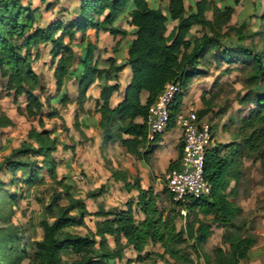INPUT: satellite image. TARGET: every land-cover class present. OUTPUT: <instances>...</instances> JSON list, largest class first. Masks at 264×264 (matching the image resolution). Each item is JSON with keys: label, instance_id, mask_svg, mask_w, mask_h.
I'll return each mask as SVG.
<instances>
[{"label": "trees", "instance_id": "16d2710c", "mask_svg": "<svg viewBox=\"0 0 264 264\" xmlns=\"http://www.w3.org/2000/svg\"><path fill=\"white\" fill-rule=\"evenodd\" d=\"M39 1L45 3L47 0ZM130 1L133 8L127 11ZM167 11L168 17H165L160 8H151L148 0H80L73 20L55 21L42 28L36 25L37 9H32L30 0L25 5L21 0H0V75L7 80V89L15 98L26 97L25 110L29 115L41 112L42 103L36 95L37 91L41 92L39 78L32 64L39 59V47L49 44L56 91L61 93L65 82L75 79L77 95L71 102L79 110L88 99L89 88L98 83L100 92L95 112L100 115L97 126L101 148L110 142L118 143L126 153L147 160L158 149L154 143L160 138L157 135L152 142L147 140L146 121L150 106L165 84L180 81L182 92L169 106L165 131L174 128L187 84L204 75L199 66H204L209 59L240 65L241 71L250 69L245 80L246 93L239 98L238 104L252 106L248 115L240 120L236 139L223 146H213L207 152L204 178L211 185L210 195L191 201L185 207V223L180 227L175 222L179 211L166 185L164 191L173 205L168 212L158 207L157 194L152 187L142 189L137 177L130 185L117 172L111 173V177L122 181L126 191L136 190L135 200L126 201L124 209L88 212L86 205L76 197L71 180L57 179V165L52 154L59 142L44 129L40 117V130L32 127L26 141L0 161V170L4 169L12 176L11 184L23 183L27 190L42 184L41 173L46 172L50 181L61 190H53L48 203L43 206L42 219L38 223L41 238H24L23 248L19 250L21 256L14 257L11 264H20L23 260L29 264H115L126 258V250L136 254L133 260H127L128 263L152 259L161 264H197L199 260L204 264H240L249 259L256 240L245 235L235 224L242 210L229 200L231 193L227 189L231 180L237 184L242 177L243 160L261 162L264 168V50L255 51L243 44L248 38L263 37L264 29L251 32L248 19L230 26L234 6L222 4L220 9L215 0H198L187 11L182 0H168ZM127 12L135 38L129 45L125 61L120 63L113 55L118 43L112 48L111 56L102 58L95 56L99 50L96 44L86 41L74 66L76 35L80 34L81 42H84L87 31L92 29L96 35L104 32L124 38L128 32L115 23ZM207 12L212 13L211 20L206 19ZM259 20H264V14ZM170 21L177 24L166 36ZM194 27L200 28V37L191 34ZM126 67L131 72L130 83L125 88L123 100L111 108L110 98L119 90V75ZM141 92L148 93L144 104L140 100ZM68 100L64 95L60 103L63 105ZM201 101L203 106L208 105L203 99ZM209 111V107H204L197 115L203 118ZM51 113L50 116L57 115V111ZM74 125L78 126L77 120ZM181 154L182 144L178 159L167 168L168 173L177 167ZM18 173L22 174L20 180L16 176ZM6 185L0 180V189ZM9 198L17 201L14 195ZM137 214L142 218L137 220ZM91 216L104 219V222L95 224L94 233L76 234L75 229L84 228L85 219ZM212 225L223 230L221 239L226 248L215 247L207 254L203 246L212 236ZM32 230L34 232L35 226ZM149 245H158L161 253L145 252Z\"/></svg>", "mask_w": 264, "mask_h": 264}, {"label": "rangeland", "instance_id": "374dc122", "mask_svg": "<svg viewBox=\"0 0 264 264\" xmlns=\"http://www.w3.org/2000/svg\"><path fill=\"white\" fill-rule=\"evenodd\" d=\"M21 2L25 5L28 0H21ZM30 2L32 9L37 8L36 25L38 26H43L50 20L48 15L45 14L48 11L57 8L59 14L64 10V7L59 5V0H49L48 4H46L47 1L45 3L38 2L36 5L33 0H30ZM148 2L151 4L152 0H148ZM255 2L260 5L261 11L257 13L253 11L250 16L255 14L257 16L243 17L241 11L240 13L237 11L239 14L236 12L232 15L229 25L236 26L248 19L249 23L247 24L250 26L251 32L262 31L264 20L259 19L264 14V0H256ZM166 3L167 0L163 6H166ZM48 5L50 8H48ZM163 6L162 9H164ZM132 8V2L130 1L127 11L132 10ZM53 14L55 13L53 12ZM42 18H44V22H41ZM191 32L194 36H201L199 27L192 28ZM233 40H235L234 37ZM243 44L253 47L255 51L264 50V36L257 35L248 38ZM39 48V59L33 62L32 67L39 78V88L41 89L40 93L39 91L36 92L42 103L40 113L29 115L25 110L26 97L21 95L15 98L14 93L7 89V80L0 75V161L12 149L18 148L22 142L26 141L27 133L32 127L40 130L38 120L41 117L44 129L48 130L59 142L56 151L52 154V158L57 165V179L67 178L71 180L76 197H83V202L91 214L101 209L106 211L124 209L126 201L134 200V195L128 197L123 192L124 188L121 185L112 184V177L107 169L113 167L118 169V173L122 172L120 170H123L122 162L125 163V160L121 158L122 162H120L116 158L126 157L125 150L118 145H112L105 149L104 147L101 148V139L97 142L95 135L86 137L78 127H75L72 120L71 105L73 103L71 101L75 100L76 97H71L74 98L73 100L69 98L68 102L63 105L60 103L62 96L55 88L54 64H52L49 53L51 46L47 44L41 45ZM106 53H108V50H98L95 52V56L105 58L107 55H112V53ZM77 54L75 53L76 59ZM240 68V65L217 63L209 59L204 66H199L204 75L191 79L184 91L189 101L192 102L199 98L202 103L201 99H203L210 108H214L212 121L208 123L215 136L217 134L219 140L225 143L236 139L235 134L240 120L248 115L250 108H252L251 105L240 106L238 104L239 98L246 93L245 80L248 76L247 73L250 71V69L241 71ZM66 85L67 82L64 87ZM66 90L68 89L66 88ZM53 111H57L56 116H50ZM225 113H228L225 119L226 125L220 129L219 121L222 116H225ZM67 116L71 119L68 127L64 119ZM167 174V169L161 167L157 172V177L147 180V185H150L154 193L157 194L158 207L166 212L173 208L168 194L164 191ZM16 176L19 180L22 178L21 173ZM41 176L43 183L27 190L23 183L11 184L12 176L7 174L4 169L0 170V180L7 184L0 189V264H11L14 257L21 256L19 250L23 248L24 238L39 239L42 236V230L38 227V223L42 219L43 206L48 203L52 191L55 189L61 190V187L55 186L46 172H42ZM79 176L83 177L82 181L76 179ZM144 184L146 185V181ZM262 189H264L262 163L246 159L243 160L240 194L236 199L229 200L237 206L241 201L247 202V199L256 192L255 190ZM92 193L96 195L91 196ZM11 195H14L17 201L13 202L9 198ZM241 210L242 213L236 218L235 224L242 228L245 235L253 236L256 241L264 238V194L257 196V202L253 209L246 203L243 204ZM185 217L186 215H181L179 212L175 221L177 227L184 225ZM141 218L142 216L137 214V220ZM103 222L104 219L94 216L87 217L85 227L76 228L74 232L80 236L88 234V232L94 233L95 224H102ZM34 226L35 230L33 232L32 228ZM212 232V236L203 246V251L207 254H210L215 247L226 248L221 239L223 230L212 225ZM108 242L113 247L110 238ZM161 251L158 245H149L145 249V252L149 253H161ZM135 256L134 252L126 250V258L122 261H115V264H161L159 261L154 263L152 259H144L143 263L127 262V260H133ZM254 259L252 257L243 260L240 264H255ZM262 259L263 257L258 264H264ZM20 264H29V262L23 260ZM197 264L204 263L199 260Z\"/></svg>", "mask_w": 264, "mask_h": 264}, {"label": "crops", "instance_id": "0c3cea01", "mask_svg": "<svg viewBox=\"0 0 264 264\" xmlns=\"http://www.w3.org/2000/svg\"><path fill=\"white\" fill-rule=\"evenodd\" d=\"M165 1L166 0H164L163 2H160L158 0H152L151 4H150V2H148V3H149V6L151 8H152V6H153V8H160L162 10V14L165 17H168V11H167L168 0L166 3V6H163ZM197 1L198 0H195L194 2H193V0H182L184 8L186 11L189 9V6H193L195 4V2H197ZM215 1H216V6L220 9H222V4L233 5L234 6V13L236 14L237 11L240 13V11H241V14L243 17L251 15L253 13V11H254V13L261 11L260 5L257 2H255L256 0H222L223 3H221V0H215ZM38 2H40V1L39 0H33V3L35 5ZM154 2L156 3L155 5H154ZM48 3H49V0H47L46 4H48ZM59 5L64 7V10L62 11V13L58 14L57 8H55L52 11H48L45 14L48 15L50 20L48 22H46L45 25H43V26L41 25L40 27H42V28L46 27L48 24L55 22V21L68 22V21L73 20L78 13L80 0H59ZM162 6L164 7V9H162ZM35 9H37V8H35ZM53 12L55 14H53ZM234 13H233V15H234ZM205 17H206V19L211 20L212 13L211 12L205 13ZM41 20H42L41 22H44V18H42ZM129 22H130V18L128 16V12H127V13H124L121 16H119V18L117 19V21L115 23V26H117L118 28L128 32V35L124 38L121 36L112 37L108 33H104V32H99L96 35L95 30L90 29L86 33L85 41L81 42V36H80V34H77L76 35V41L73 43L74 53H78L77 55L79 57L82 53V50L85 46L86 41L91 42L93 44H96V46L99 50H108V53H106V54L112 53L111 49L113 47H115L116 43H118V50L113 55L116 57V59L120 63L124 62L125 59L127 58L129 45L132 42V40H134V38H135L133 35L134 27L130 26ZM176 24H177L176 21H170L167 24V26H166L167 30L165 33L166 36L173 30V28L176 26ZM108 56L109 55H107L106 57H108ZM75 61H76V63H74V66L77 65L78 59H75ZM130 79H131V72H130V69L128 67H126L123 69V71L119 75V80H118L119 90L117 92H115L110 98L109 105L111 108H114L119 102H121L123 100L125 88L130 83ZM66 82H67V85H66V87H63V90L60 93L61 96H63L65 94V95H67L68 98H71V97L75 98L77 95V82H76V80L72 79V80L66 81ZM190 87H192V86H190ZM66 88L68 90H66ZM99 92L100 91H99L98 83H95L87 91V98L88 99L85 102V104L83 105L82 110H79L75 103H73L71 105L72 106L71 109H72V113H73L72 120L74 121L73 124H75V120H77V123H78L77 127L82 131L83 135H85L86 137H90L91 135H95L97 138L96 139L97 142L100 141V139H101L100 135H99L98 126H97V124L100 120V115H99V113L95 112L96 102L99 98ZM147 97H148L147 92H141L140 100H141L142 104L145 103ZM74 98H71V99L73 100ZM204 107L210 108V106H208V105L203 106V104L200 102L199 98L191 102V101H189L187 96H185L182 100V105H181L180 109H194L196 111H199V110L203 109ZM213 110H214V108L211 107L210 111L207 113V115H205L203 117L209 123L212 121V118H213V114H212ZM227 114L228 113H225V116H222L220 121H219V128L220 129H222V127L226 125L225 119H226ZM75 116H76V119H75ZM64 119H65L67 127H68L71 119L68 116H67V118L64 117ZM137 122H140V120H138ZM231 142L225 143L222 140H219V136L217 134L215 136V134L213 133L212 147L218 146V145L223 146V145L229 144ZM148 143H150V141ZM151 144H153V143H151ZM151 144H147V145L149 146ZM154 144L158 146V149L155 152H153L151 155H149L147 160H145L143 158H135L134 156L126 153V151H125L126 157L121 156L120 158H116L120 162H122V159L125 160V163L122 162V165L124 167L123 170H120L122 172H119L120 173L119 174L117 172L118 171L117 168L115 169L113 167H109V169H107L109 175L111 176V173L117 172L120 175V177L125 178L126 182L129 183L130 185L132 184V179L137 177L140 180V186L142 189H147L148 187H151L150 185L149 186L147 185L148 184L147 180L149 178H152V177H157V172L159 171V169L161 167L167 169L171 162H174L178 159V157H179V146H180V144H182L181 143V131H180V129L175 125V127L172 128L171 130L165 131L163 134H161L158 142L154 143ZM112 145H118V143L110 142L104 146V149L107 147H110ZM223 153H224V151L221 152V155H223ZM179 160H178V162H179ZM101 169H103V168H101ZM111 181H112V184L121 185L124 188V189L122 188L123 192H125L128 197L130 195H134V200H135V198L137 196L136 190H131L128 192V191H126L122 181H116L113 178L111 179ZM145 181H146V185L144 184ZM240 191H241V178L239 179L237 184L235 183L234 180H231L229 183V187L227 189V192L231 193L230 200L236 199V197L239 196ZM255 191L256 192L253 194V196L249 197L247 199V202L241 201L240 204H238L237 206L239 208H242L243 204L247 203L251 207V209H253L255 207L256 202H257V196L264 194V189L255 190ZM79 199L83 202L82 196H79ZM252 257H253V259L255 258L254 259L255 264L260 263L262 257H263L262 261L264 262V238L257 240L255 245L250 249L249 259Z\"/></svg>", "mask_w": 264, "mask_h": 264}, {"label": "built area", "instance_id": "2783aa9c", "mask_svg": "<svg viewBox=\"0 0 264 264\" xmlns=\"http://www.w3.org/2000/svg\"><path fill=\"white\" fill-rule=\"evenodd\" d=\"M181 92L180 81L169 82L150 106L146 121L148 141L152 142L155 136L165 132L169 106ZM175 125L181 131L182 154L177 167L167 174L166 189L177 210L186 215L185 207L191 201L204 199L211 192V185L204 178V166L207 152L212 147L213 133L208 121L199 118L194 109H180ZM76 179L82 181L83 177Z\"/></svg>", "mask_w": 264, "mask_h": 264}]
</instances>
